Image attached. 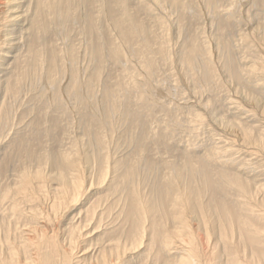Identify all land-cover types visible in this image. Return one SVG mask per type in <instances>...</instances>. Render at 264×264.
<instances>
[{
  "label": "bare ground",
  "instance_id": "6f19581e",
  "mask_svg": "<svg viewBox=\"0 0 264 264\" xmlns=\"http://www.w3.org/2000/svg\"><path fill=\"white\" fill-rule=\"evenodd\" d=\"M0 264H264V0H0Z\"/></svg>",
  "mask_w": 264,
  "mask_h": 264
},
{
  "label": "rangeland",
  "instance_id": "374dc122",
  "mask_svg": "<svg viewBox=\"0 0 264 264\" xmlns=\"http://www.w3.org/2000/svg\"><path fill=\"white\" fill-rule=\"evenodd\" d=\"M34 88V86H32L31 88H30V91L32 90ZM30 91H29V93H30ZM31 94V93H30Z\"/></svg>",
  "mask_w": 264,
  "mask_h": 264
}]
</instances>
